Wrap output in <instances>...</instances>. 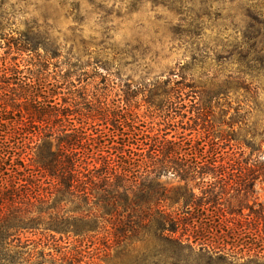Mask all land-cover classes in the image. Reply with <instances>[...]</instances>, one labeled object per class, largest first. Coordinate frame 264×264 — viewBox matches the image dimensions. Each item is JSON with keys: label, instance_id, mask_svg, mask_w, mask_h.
Returning <instances> with one entry per match:
<instances>
[{"label": "trees", "instance_id": "obj_1", "mask_svg": "<svg viewBox=\"0 0 264 264\" xmlns=\"http://www.w3.org/2000/svg\"><path fill=\"white\" fill-rule=\"evenodd\" d=\"M31 38L7 50L36 54ZM44 52L34 64L31 57H0V264H88L60 243L74 238L82 251L100 244L99 234L105 264H130V251L191 257L196 251L189 238L208 232L198 220L231 203L226 169L256 166L264 178V137L234 139L249 150L247 162L222 151L229 140L209 125L211 100L201 82L176 74L121 90L123 106L110 107L111 89L91 95L76 86L82 80L74 65L57 60L58 52ZM19 58L27 64L15 63ZM254 70L264 79V69ZM240 118L221 122L231 128ZM168 175L178 184L170 194L158 182ZM214 183L220 186L207 187ZM235 190L242 207L248 191ZM191 207L199 214L183 223L179 215H190ZM256 219L264 231V216ZM238 226H225L226 235ZM98 249L86 254L92 258ZM111 249L120 257H110Z\"/></svg>", "mask_w": 264, "mask_h": 264}, {"label": "rangeland", "instance_id": "obj_2", "mask_svg": "<svg viewBox=\"0 0 264 264\" xmlns=\"http://www.w3.org/2000/svg\"><path fill=\"white\" fill-rule=\"evenodd\" d=\"M261 13L264 0H0V57H31L34 64L37 54L40 58L45 55L44 49L50 54L58 52L57 60L75 66L73 72L82 80L76 86L91 95L112 90L106 98L110 107L123 106L121 90L174 79L176 74L186 82H201L211 100L206 113L209 125L213 133L221 132L229 140L222 151L247 162L249 150L244 144L237 146L234 139L247 143L253 136L264 137V79L257 78L254 70L264 69ZM27 37L39 46L36 54L20 56L7 50L8 45ZM15 63L27 64L20 58ZM59 67L62 71L61 64ZM234 116L242 118L231 128L222 124ZM224 176L231 203L221 206L220 213L208 210L198 220L208 232L189 238L196 254L130 251V264H264L258 257L260 253L264 257V231L256 219L264 216V178L256 166L230 167ZM158 182L169 194L178 185L170 175ZM208 186L217 189L220 184ZM243 188L248 195L240 207L239 197L233 198L235 189ZM194 192L199 195L200 189ZM193 212L191 207L190 215L179 217L189 223L199 214ZM233 224H239V230L226 235L225 226ZM98 237L100 244H87L82 251L74 238L63 240L60 246L85 256L83 263L105 264L107 248L101 245L102 235ZM95 248L99 249L89 258L86 252ZM109 254L120 257L112 249Z\"/></svg>", "mask_w": 264, "mask_h": 264}]
</instances>
